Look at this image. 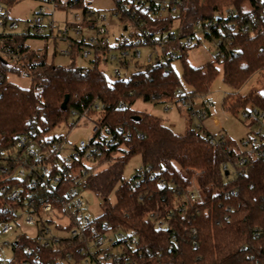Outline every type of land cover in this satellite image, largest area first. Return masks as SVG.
<instances>
[{
    "label": "trees",
    "instance_id": "trees-1",
    "mask_svg": "<svg viewBox=\"0 0 264 264\" xmlns=\"http://www.w3.org/2000/svg\"><path fill=\"white\" fill-rule=\"evenodd\" d=\"M244 1L182 0L179 14L170 17L164 29L173 18H179V33L191 35L195 20L223 16L230 6L238 10V24H249L247 31L225 35V57L215 56L204 65H193L185 55L192 44L172 43L171 47L181 49L178 58L183 64L182 74L172 60H167L146 64L127 78L110 80L96 59L91 60V66L55 64L47 60L46 51L26 43L36 35L0 32V164L4 155L18 152L16 139L21 134L35 127L39 133H49L69 118L73 125L85 116L98 127L90 141L104 150V155L88 167L83 186L103 197L105 208L100 219L114 229L133 231L142 249L149 247L157 255L171 256L175 264H264V155L238 152L229 148L226 140L222 145L214 144L206 135L210 132L201 126L176 133L160 116L133 107L140 98L156 103L172 101L183 107L179 90L186 97V84L191 86V102L209 99L211 83L221 69L224 81L237 89L264 69V0H250V10H243ZM19 42L21 49L14 55L11 50ZM11 74L30 76L31 86H20L10 79ZM67 94V109H63ZM249 104L264 113V90L228 93L223 98V106L237 114ZM110 136L114 142L104 143ZM135 154L157 173L142 177L139 186L135 185V175L124 176L125 164ZM242 155H246V163L237 164ZM228 162L227 169L224 165ZM240 167L244 171L237 174L235 169ZM4 176L0 174V186ZM162 178L168 183L161 185ZM9 182L24 192L21 201L32 195L54 201L46 187L36 191L26 179L14 177ZM193 183L202 200L192 201L188 196ZM112 191L116 194L114 203L109 200ZM8 203L16 205L0 190V220L13 218L1 210ZM157 219L167 220L170 226H157ZM193 227L197 233L191 232ZM172 232L180 241L170 249ZM8 234L0 235V239ZM20 234L21 239L14 242L19 259L29 257L23 253L28 245L42 259L33 264H55L64 256L65 249L41 248L26 233ZM157 255L152 258L154 262L160 260Z\"/></svg>",
    "mask_w": 264,
    "mask_h": 264
},
{
    "label": "built area",
    "instance_id": "built-area-1",
    "mask_svg": "<svg viewBox=\"0 0 264 264\" xmlns=\"http://www.w3.org/2000/svg\"><path fill=\"white\" fill-rule=\"evenodd\" d=\"M42 3L39 10L35 11L33 18L27 20V24L21 29L18 19L10 16L6 0H0V26L5 33H14L19 36L33 34L54 38H61L67 43V48L61 52L68 55L81 54L87 58L93 54V59L100 62H111L115 64L114 74L116 78H127L129 68L139 65V60L143 57L142 46L148 47L145 53L146 63L140 64V68L153 62H164L178 58L177 48L171 47L172 43L185 46L193 44L200 35L215 40V56L225 57V35L232 36L234 31H247L249 24L237 23L238 10L227 7L224 15L217 18H198L194 21L193 34L182 36L179 28L174 30L172 25L175 21L168 23L164 29L163 24L170 17L179 14L182 0H113L114 7L112 13L124 24V31L127 35L121 34V40L117 44L110 42V30L104 22L106 14L94 9L84 0H40ZM90 1V0H88ZM75 5L83 7L82 13H75L72 21H66L63 28L55 25L53 14L57 9L71 8ZM51 14L50 23L45 22V16ZM57 28V31L55 29ZM73 35H70V32ZM182 37H186L182 41ZM27 43V41H26ZM22 43L15 45L11 51H20ZM26 56V54H24ZM3 75H0V79ZM182 95L180 104L190 109L193 115L200 119L208 114L211 102H204L205 108L195 110L191 105V100ZM144 100V99H143ZM98 108V106H97ZM168 109V107H165ZM73 114L76 115L75 111ZM244 119L250 120L251 129L256 127V131H251L252 135L243 140L247 146L244 150L247 153H254L256 156L264 155V113L254 104H249L241 113ZM94 125L93 132L97 130ZM214 144L222 145L224 136L216 137L214 134H206ZM222 140V141H221ZM66 137H50L48 133H39L38 128L21 134L16 139L18 154L3 156V163L0 164V174L5 175L4 182L0 186L1 192L10 196L16 202L5 204L1 210L13 215L11 219L0 220V235L8 234L16 230L21 224L34 226L37 229L35 237H30L37 242L39 247H53L65 249L64 256L58 258L55 264H175L171 256L163 253L155 254L149 247L142 249L139 237L133 231L114 229L106 221L94 216L89 211L88 201L83 195L88 188H83L88 175V167L97 162L104 155L102 145L92 143L90 139H81L73 145L71 151L63 153ZM104 143H113L114 137L110 136ZM13 161L14 165L10 163ZM247 161L246 155H242L237 164H244ZM233 163V162H232ZM225 163L224 167H228ZM13 165V168H11ZM244 171L243 167L235 169L237 174ZM156 171L150 165L142 164L135 174V185L139 186L141 178L146 175L156 176ZM26 179L36 191L46 187L52 192L54 201L46 200L32 195L29 199L20 200L24 192L20 186L9 182L10 178ZM175 185L174 180L169 181ZM159 183H168L166 179H160ZM64 191H60L63 185H67ZM36 193V192H35ZM188 196L192 201L202 200L199 188L192 184L189 188ZM172 213L170 212L169 215ZM63 219L67 222L63 223ZM156 225L168 227L169 222L165 219H157ZM54 230H59L55 232ZM186 230V228L184 229ZM192 233H197L193 227ZM21 239L18 233L13 241L0 239V247L11 245L13 258L1 259L3 264H33L41 261L39 254L34 253L32 246L24 248V254L29 257L19 259L14 252V242ZM179 236L172 232L170 236L169 248L173 249L179 244ZM197 245L196 240H193ZM149 251V252H147ZM149 253V254H148ZM160 257L155 261L152 258ZM15 259V261H11Z\"/></svg>",
    "mask_w": 264,
    "mask_h": 264
},
{
    "label": "rangeland",
    "instance_id": "rangeland-1",
    "mask_svg": "<svg viewBox=\"0 0 264 264\" xmlns=\"http://www.w3.org/2000/svg\"><path fill=\"white\" fill-rule=\"evenodd\" d=\"M85 3L89 4L94 9H99L101 13L106 14L107 18L105 23L110 30V42L111 44H117L121 40V34L127 35L128 31H124V24L119 18L113 15L112 9L114 7L113 0H84ZM42 2L40 0H18L14 3H9V13L14 19H18L21 23V29L27 24V20L33 18L35 11L39 10V6ZM243 10H250L252 3L250 0H245L242 5ZM83 7L81 5H75L71 8L57 9L55 10L53 17L55 19V25L63 28L66 21H72L75 13H82ZM51 14L45 16V22L50 23ZM180 27V20L176 18L172 28L176 30ZM57 28L55 31H57ZM4 29L0 26V32ZM73 35V32H70ZM201 41L195 40L194 44L188 47L185 55L193 65H204L210 60L215 59V40L205 38L200 35ZM186 37H182V41H185ZM27 43L35 49H41L47 52V60L49 62L61 65L75 64L79 66H91V59L93 54L89 57L84 58L80 53L74 55L64 54L61 51L67 48V43L61 38L51 37H30ZM141 51L143 57L139 60L140 64L146 63L145 53L148 47L142 46ZM177 51L180 53V47H177ZM139 65H134L129 68V73L135 72L140 69ZM172 64L175 69L182 74L183 64L180 58L172 60ZM219 64V63H218ZM99 67L104 71L105 75L110 79H116L113 72L115 64L111 62H100ZM10 79L15 83L23 87L31 86V77L27 75L11 74ZM187 91L191 90V86L185 85ZM260 89L264 90V69L258 71L247 83L240 88H234L228 85L223 78V71L216 76L210 86V91L206 102H211L212 105L209 108L208 114L203 116L201 119L193 115L187 107H179L177 103L172 101L166 102H155V101H144L143 98L138 99L133 105L134 108L142 111H147L160 116L167 124H169L176 133H183L189 127L199 128L208 130L211 134L216 137L224 136V140L227 141L228 147L233 148L238 152H243L247 149V146L243 144V140L249 138L252 135L251 131H256V127L250 128V120H244L240 114L233 112L232 110L226 109L223 106V98L228 93L248 94L251 90ZM195 110H202L206 104L203 98H197L191 103ZM168 107L166 109L165 107ZM72 120L69 118L67 122L52 129L48 136L50 137H66L64 143L63 153L67 154L71 151L74 144L79 142L81 139L89 140L93 135L94 121L90 118L83 116L77 123L71 125ZM143 164L142 157L140 154H135L125 164L124 176L129 178L137 173L139 167ZM107 164L97 168H103ZM83 195L88 201L89 211L94 216H99L104 212V199L102 196L96 194L93 190L87 189ZM109 200L114 203L116 200V194L114 191L109 195ZM67 222L63 219V223ZM58 232L59 230H54ZM26 232L30 237H35L37 229L34 226L21 224L17 226L16 230L3 237L4 240L13 241L18 233ZM2 240V239H1ZM6 258H13V249L11 245H3L0 247V260Z\"/></svg>",
    "mask_w": 264,
    "mask_h": 264
},
{
    "label": "water",
    "instance_id": "water-1",
    "mask_svg": "<svg viewBox=\"0 0 264 264\" xmlns=\"http://www.w3.org/2000/svg\"><path fill=\"white\" fill-rule=\"evenodd\" d=\"M217 19H220V17H217ZM68 100H69V94L66 95L63 103H62V108L63 109H67V105H68Z\"/></svg>",
    "mask_w": 264,
    "mask_h": 264
}]
</instances>
